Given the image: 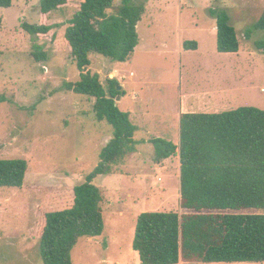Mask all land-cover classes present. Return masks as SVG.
<instances>
[{
  "label": "rangeland",
  "instance_id": "374dc122",
  "mask_svg": "<svg viewBox=\"0 0 264 264\" xmlns=\"http://www.w3.org/2000/svg\"><path fill=\"white\" fill-rule=\"evenodd\" d=\"M132 2L146 8L137 27L139 45L132 58L116 63L93 55L89 69L99 75L105 87L108 79L118 80L117 90L123 94L116 103L130 113L138 127L136 139L142 144L113 175L94 180L104 195L105 229L102 236L79 242L72 253L73 264H141L137 254L129 253L140 214L193 213L181 209L175 175L171 169L165 170L169 163L178 166V155L157 165L154 148L148 143L159 135L179 140L178 110L184 95L195 88L197 94L208 87L250 88L239 95L233 107L243 104L264 110V51L255 45L264 42V31H254L246 38L263 13V0ZM77 4L75 1L53 13L48 24L59 27L37 39L21 26L40 23V0H14L11 8H0V98L4 100L0 102V159L28 162L22 189L0 188V264H42L37 234L44 214L72 204L73 189L86 182L111 139V126L94 117L95 100L61 89L64 83L80 79L63 40ZM114 4L117 7L122 0ZM214 8L226 10L238 32L239 59L217 53V34L212 31L217 23L209 12ZM185 42L200 44V52L186 51ZM35 47L46 54V62L34 58ZM216 65H226L227 72H234L215 75L213 82H206L202 71L196 73L199 66ZM203 96L195 95L197 99Z\"/></svg>",
  "mask_w": 264,
  "mask_h": 264
},
{
  "label": "trees",
  "instance_id": "16d2710c",
  "mask_svg": "<svg viewBox=\"0 0 264 264\" xmlns=\"http://www.w3.org/2000/svg\"><path fill=\"white\" fill-rule=\"evenodd\" d=\"M13 1L0 0V8H11ZM75 1L77 11L63 40L80 79L61 89L93 98L96 121L107 122L112 134L86 182L73 189L72 204L44 214L37 234L42 264H73L72 253L82 239L102 236L104 195L94 180L113 175L142 143L136 139L138 127L130 114L116 103L123 94L117 90L118 80L108 79L105 87L89 68L93 55L116 63L130 61L139 45L137 27L146 8L132 0H122L117 7L115 0H40V23H23L22 30L34 39L47 36L59 27L49 25V17ZM209 12L217 23V51L238 53L241 43L228 12L221 8ZM2 23L0 19V29ZM254 31H264V10L246 38ZM255 45L264 51V42ZM183 47L196 50L198 43L185 42ZM35 49L34 58L46 62V54ZM179 126V146L162 138L150 143L158 165L179 155L180 207L193 213L140 214L132 248L141 264L264 263V214L223 213L264 211V110L187 113L181 115ZM27 171L24 159H0V188L22 189Z\"/></svg>",
  "mask_w": 264,
  "mask_h": 264
},
{
  "label": "crops",
  "instance_id": "0c3cea01",
  "mask_svg": "<svg viewBox=\"0 0 264 264\" xmlns=\"http://www.w3.org/2000/svg\"><path fill=\"white\" fill-rule=\"evenodd\" d=\"M212 31L216 32V34H217V26H215L212 29ZM200 49H201V46H200V44H198V48L196 50H189V51H193L195 54H197V52H200ZM186 51H188V50H186ZM217 53H218V55L221 54V55L235 56V57H238V59H239L241 57V48H240V51L238 53L222 54V53H219L218 51H217ZM249 55H250V53H249ZM251 56H252V54H251ZM233 65L235 66V64H233ZM225 66L226 65H223V66L216 65L213 67L199 66L197 68L196 73H198L199 71H202L203 72L202 74L205 76L204 78H205L206 82L211 81V80L213 82L214 81L213 78L215 77V75H217V76H228L234 72L233 69H232L231 73L229 70H228L229 72H227V69H225ZM249 90H250V88L233 89L230 87L224 88L222 86H219L218 88L208 87L205 89V91H202V93L200 92V94H197L198 91L196 90V88L192 89L191 91H189L190 93L184 95V100L181 101V103H180L179 110H178V120L180 122L181 115L187 114V113L216 114V113H222V112H226V111H233V110L239 109L241 107H251V106H244L243 104L238 105L241 107H237V108L233 107V105L235 104L234 101L239 99L238 97L242 96L244 92H248ZM195 95H198V96L204 95V96L201 99H197L195 97ZM163 123L165 125L168 124L167 121H163ZM177 131H178L177 136L179 138L178 141H175L172 139H166V140L174 143L176 146H179V143H180V126H179V128L177 127ZM157 138L163 139V136L161 137V135H159V137H157ZM151 139H153V138H151ZM150 140L148 141L149 144H151ZM153 153H154V150H153ZM173 158H174V156L171 157L170 159H167L163 163H168ZM177 165L178 166L174 165V163H171V164L169 163V167L166 168L165 170L167 171V170L171 169L173 171V173L175 175V177H174L175 183H177V189L179 190V194H177V198L180 199L181 195H180V159H179V155H178V164ZM172 179H173V177H172ZM132 243H133V241H132ZM129 253L132 254L133 256H134V253L137 254L134 250L133 251L130 250ZM119 264H121V263H119ZM181 264H183V263H181ZM212 264H214V263H212Z\"/></svg>",
  "mask_w": 264,
  "mask_h": 264
},
{
  "label": "water",
  "instance_id": "95a60500",
  "mask_svg": "<svg viewBox=\"0 0 264 264\" xmlns=\"http://www.w3.org/2000/svg\"><path fill=\"white\" fill-rule=\"evenodd\" d=\"M110 79H113V78H110ZM119 89L121 90V87H120ZM119 100H120V99L118 98V101H119ZM118 101H117V102H118Z\"/></svg>",
  "mask_w": 264,
  "mask_h": 264
}]
</instances>
